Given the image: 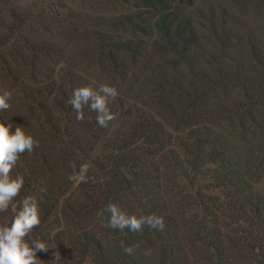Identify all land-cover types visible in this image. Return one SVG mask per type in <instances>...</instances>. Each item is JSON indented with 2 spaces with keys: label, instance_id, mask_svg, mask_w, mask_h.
Returning a JSON list of instances; mask_svg holds the SVG:
<instances>
[{
  "label": "trees",
  "instance_id": "trees-1",
  "mask_svg": "<svg viewBox=\"0 0 264 264\" xmlns=\"http://www.w3.org/2000/svg\"><path fill=\"white\" fill-rule=\"evenodd\" d=\"M193 1L142 0L145 7L159 12L156 26L161 43L175 53L174 65L184 69L169 71L163 63L144 61L146 65L138 69L150 72L142 80L126 58L131 54L137 64L146 53H139L131 40L100 38L98 28L110 25L104 17H75L80 23L74 24V34L84 28L83 37L96 39L74 55L47 38L53 26L44 15L39 18L10 5L9 18L1 22L4 85L0 88L13 92L4 115L31 133L33 121H39L45 136L33 133L39 148L21 155L13 169L25 178L16 199L39 194L43 215L33 234L45 238L49 226L55 229L49 240L60 264L89 260L92 264H240L241 253H235L232 244L242 240L264 244V194L255 181L263 160L249 156L243 169L231 136L238 128L235 107L242 103L234 98L210 102L214 92L224 88H238L249 102L256 94L258 101L264 98V21L257 33L246 32L245 22L221 1L198 8L193 18L179 3L188 7ZM232 3L264 14V0ZM3 51L7 55L2 58ZM55 59L61 60L60 65ZM85 61L93 65V74L82 73L86 76L82 82L77 62ZM89 83L97 87L110 83L118 89L110 104L116 119L107 129L96 124V113L87 108L85 119L77 121L67 103L73 89ZM252 122L257 125L255 119ZM98 149L106 153L99 155ZM90 159L87 181L69 182L71 164L78 170ZM208 163L217 167L208 168ZM178 170L192 185L208 174L224 193L175 192L171 171ZM109 201L129 214L143 208L145 214L163 216L165 230L146 227L140 233L127 229L121 233L105 227L108 214L100 212ZM193 244L200 246L205 258L187 249ZM129 245L134 251L126 255L122 249Z\"/></svg>",
  "mask_w": 264,
  "mask_h": 264
},
{
  "label": "rangeland",
  "instance_id": "rangeland-1",
  "mask_svg": "<svg viewBox=\"0 0 264 264\" xmlns=\"http://www.w3.org/2000/svg\"><path fill=\"white\" fill-rule=\"evenodd\" d=\"M213 1L224 2V5L229 11L239 15L238 20L240 22H245L244 27L246 32L251 33L253 31L257 33L259 31L261 23L264 21V14L262 11L257 12L255 10H251V8H243L242 6L235 5L232 3L233 0H194L192 5H189L188 7L186 3H179L182 7H186L185 11L188 15H191L193 18H197V13H199L198 8H205ZM10 5L18 7L22 12L28 11L31 14L36 13V17L39 18H41L40 15H44L43 17L47 18L53 26L52 34L47 36V38L53 42L60 43L64 49L63 51L69 55H74L76 52L92 46L94 44V40L96 39L93 35L83 37L82 33H85L84 28H79L74 34L72 31L74 24L79 22L75 17L80 14H86L88 17L101 16L104 17V19L106 18V20L110 22V25L98 28L100 38L105 39L110 37L112 40H131L135 49H137L139 53H146V57H140L137 64L131 60V54L127 55L126 64L133 67L135 71L138 67L141 69L140 66L146 65L144 61L148 62L151 60L157 64L163 63L164 66L168 67L167 69L169 71L179 69L178 72H184L182 66L174 65L177 60L175 53L167 50L166 46L161 43L162 39L156 26L159 12H154L145 7L142 0H0V33L4 29L1 22H4L9 18ZM56 17L59 19L55 20ZM58 21L63 22H61V25H58L56 24ZM35 33L36 35L40 34L39 31ZM258 35L260 36L262 34ZM77 37L85 39L79 40ZM207 47L208 46L205 48ZM6 55V51H3L2 58ZM18 58H20V56ZM1 60L2 59L0 58V85L3 86V61ZM53 62H57L58 65H60L61 60L59 61V59H55ZM18 63H21V61H18ZM77 65L81 67L77 69L79 70V75L82 78L81 81L84 82V80H86V76L82 73L85 72L86 74H93V65L87 63L86 61L77 62ZM87 68L90 71L87 70ZM140 69H138V71L142 74L141 77L143 76L141 80L147 78L149 76L150 69L146 68L144 71H140ZM94 77L97 79V76ZM129 77L127 78L128 80ZM66 81L70 82L69 76L66 78ZM214 93L215 94L212 95V98L210 99L211 103L217 101L230 102L233 98L237 100L240 99V102L242 103L241 107H235L238 108L237 110L234 109L235 112H237V115H239V118L236 120L238 128L236 131L231 132V136L237 144V155L242 161L243 169H245V166L248 165L247 160L249 156H255L257 158L260 157V159L262 157L263 165L260 170H258L255 181H258V187L264 194V98L258 101V94H256V97H252L253 102L251 101V103L249 102L250 100H246L245 96L243 93H240L238 88H231V90L229 88H224L223 90H218ZM221 113L225 114L223 112H220V114ZM217 114H219V112ZM254 119L257 121V125L252 122ZM242 121L243 127L240 125ZM39 124H41L39 121H33L31 125L32 132L36 137L39 136V134L41 137H45L39 130ZM226 131L230 132L229 129H226ZM99 144V148H101L103 142H100ZM173 145L178 147L176 142H174ZM105 153L106 151H103V149H98L99 155ZM58 154L59 153H56L53 159H56ZM84 164L89 166V170L91 169V159L86 161ZM206 165L208 168L217 167V164L215 163H208ZM171 173L174 177L172 181H175L176 184L174 185V183H172L173 185L171 186H173L175 192L187 191L193 195L200 191V193L213 196H220L224 193L223 187L217 186L219 183H216L214 180L209 178L208 174L198 177L195 184L192 185V182L190 183V180L187 179V176L181 174V171L178 170V173L171 171ZM166 176H170V173H167ZM56 178L58 177L56 176ZM5 219H10V212L0 214V224H2ZM54 231L55 229L52 226H49L48 229L45 230V238L33 234V231L31 233L33 238H40L46 241L49 248L47 252L42 251L37 253L38 258L40 259L39 264H60L57 250L49 240L50 235H52ZM234 232V230L230 231L231 234H234ZM261 234V237L264 240L263 232H261ZM253 235L256 237L257 233H254ZM199 247V245L197 247V245L195 246L193 244L187 246V249H189L192 253H195L197 257L200 255V257H198L199 259L205 258L203 256L204 252H202ZM231 249L235 251V253H241L239 254V259H242L240 264H264L263 243L256 245V243H253L252 241L242 240L241 243H236V245L232 244ZM85 264L92 263L89 260Z\"/></svg>",
  "mask_w": 264,
  "mask_h": 264
},
{
  "label": "clouds",
  "instance_id": "clouds-1",
  "mask_svg": "<svg viewBox=\"0 0 264 264\" xmlns=\"http://www.w3.org/2000/svg\"><path fill=\"white\" fill-rule=\"evenodd\" d=\"M118 89L110 83L97 86L89 83L72 90L67 103L76 113V120L85 119L84 109L96 113V124L107 129L116 115L110 104L118 96ZM13 92L7 88H0V214L9 213L10 219L0 224V264H39L38 252L49 250L47 242L40 238H33L31 233L41 224L43 215L40 207L42 200L39 194L33 192L20 195L25 185V178L17 168L18 161L24 153H32L39 148L40 141L33 133L26 131L27 127L14 124L4 115L11 107ZM14 129V131H13ZM72 172L67 176L69 182L83 183L87 181L89 166L71 164ZM108 214L105 227L123 233H140L144 228L163 232L165 220L163 216L145 214L143 208L129 214L117 203L109 201L100 214ZM133 246L122 249L126 255H131Z\"/></svg>",
  "mask_w": 264,
  "mask_h": 264
}]
</instances>
